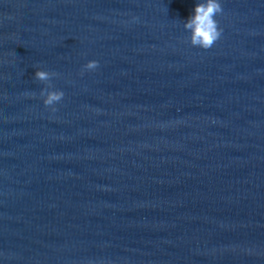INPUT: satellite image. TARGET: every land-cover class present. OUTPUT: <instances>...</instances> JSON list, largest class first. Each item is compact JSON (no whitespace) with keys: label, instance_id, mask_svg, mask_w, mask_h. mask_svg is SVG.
Masks as SVG:
<instances>
[{"label":"clouds","instance_id":"clouds-1","mask_svg":"<svg viewBox=\"0 0 264 264\" xmlns=\"http://www.w3.org/2000/svg\"><path fill=\"white\" fill-rule=\"evenodd\" d=\"M223 11L219 0H201L194 7V14L184 23V28L190 31V43L194 47L202 49L211 48L217 42L222 34V29L218 26L215 17ZM85 70H95L98 67V61L90 60L84 66ZM35 78L47 85L40 92L45 106H52V111H56L54 105L64 97L63 91L50 90L51 79L58 74L45 70H37Z\"/></svg>","mask_w":264,"mask_h":264}]
</instances>
